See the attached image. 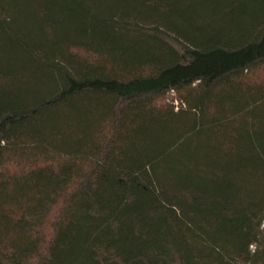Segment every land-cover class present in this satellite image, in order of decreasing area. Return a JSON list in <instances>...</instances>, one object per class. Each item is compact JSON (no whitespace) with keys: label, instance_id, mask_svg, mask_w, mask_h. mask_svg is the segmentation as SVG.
I'll return each instance as SVG.
<instances>
[{"label":"trees","instance_id":"1","mask_svg":"<svg viewBox=\"0 0 264 264\" xmlns=\"http://www.w3.org/2000/svg\"><path fill=\"white\" fill-rule=\"evenodd\" d=\"M0 264H264V0H0Z\"/></svg>","mask_w":264,"mask_h":264},{"label":"rangeland","instance_id":"2","mask_svg":"<svg viewBox=\"0 0 264 264\" xmlns=\"http://www.w3.org/2000/svg\"><path fill=\"white\" fill-rule=\"evenodd\" d=\"M220 1H223L224 2L225 0H220ZM258 75H259V77H262V75L260 73Z\"/></svg>","mask_w":264,"mask_h":264}]
</instances>
